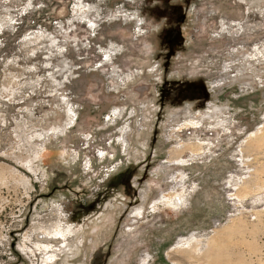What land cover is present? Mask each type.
<instances>
[{
  "label": "rangeland",
  "instance_id": "obj_1",
  "mask_svg": "<svg viewBox=\"0 0 264 264\" xmlns=\"http://www.w3.org/2000/svg\"><path fill=\"white\" fill-rule=\"evenodd\" d=\"M142 1L0 0V264H264V0H171L168 70Z\"/></svg>",
  "mask_w": 264,
  "mask_h": 264
},
{
  "label": "flooded vegetation",
  "instance_id": "obj_2",
  "mask_svg": "<svg viewBox=\"0 0 264 264\" xmlns=\"http://www.w3.org/2000/svg\"><path fill=\"white\" fill-rule=\"evenodd\" d=\"M156 1L157 0H143L140 5L143 6V9L147 10L149 20L154 21L155 24L158 23L157 25L164 24V27L161 26L159 31L161 35V44L164 46L167 52L164 66L165 70H168L171 60L176 55L177 51L181 49L184 43L182 26L186 21V8H184L183 5L171 3V0H162V3ZM188 3L189 1L187 0L185 7L188 5ZM144 24L145 23H142V26ZM178 86L179 85L174 83H169L167 81L164 82L161 90V102L163 104L165 101L174 102V99L179 100V95L173 96L176 91L181 90V87L178 88ZM183 90L184 88H182V93H184ZM70 108H72V106H70ZM75 117L76 112L74 110L71 118L75 120ZM133 176V172L123 173L119 177V184L124 188L126 194L137 196L136 190H132L134 188L132 186Z\"/></svg>",
  "mask_w": 264,
  "mask_h": 264
},
{
  "label": "bare ground",
  "instance_id": "obj_3",
  "mask_svg": "<svg viewBox=\"0 0 264 264\" xmlns=\"http://www.w3.org/2000/svg\"><path fill=\"white\" fill-rule=\"evenodd\" d=\"M76 8H77V7H76ZM82 10H83V8H82ZM74 12H77V9H75ZM80 14H81V13H80ZM78 16H79V15H78ZM82 17H84V18L88 21L89 26H90V25H92V27L94 26V24H93L91 21H89V19H88L87 16H82ZM82 20H83V19H82ZM91 30H92V29H91ZM41 35H42V34H41ZM41 35L36 36L37 39H40V38H41ZM31 38H33V37H31ZM29 40H30V39H29ZM31 40H32V39H31ZM52 42H54V41H52ZM112 56H113L112 53L107 54V55L105 56V60H106V61H111V60H112ZM66 104H67V103H66ZM73 111H74V110H73L72 108H69V109H68V116H69L68 118H69L70 121H73V118H71V115H72ZM211 118H212V117H211ZM191 123H192V122H191ZM187 126H188V125H187ZM192 126H194V124H193ZM262 131H264V128H262L261 130H259L258 133H260V132H262ZM58 132L60 133L59 130H54V131H53V134H57ZM257 135H258V134H257ZM257 141H258V140H257ZM257 143H258V142H257ZM201 145H203V144H201ZM186 148H187V147H186ZM200 152H201V151H200ZM197 153H198V152H197ZM179 159H180V158H179ZM181 162H183V161H181ZM258 175H259V174H258ZM182 190H183V189H182ZM260 190H261V189H260ZM180 191H181V190H180ZM183 193H184V192H183ZM181 194H182V193H181ZM165 196H166V195H165ZM170 196H171V195H170ZM176 196H177V195H176ZM179 196H180V195H179ZM185 197H186V196H185ZM241 197H242V196H241ZM162 198H163V197H162ZM175 198H176V197H175ZM178 198H179V197H178ZM183 198H184V197H183ZM181 199H182V198H181ZM165 200H167V201H166L167 204H171V203L174 204V205L176 204V203H175V200H173V199H168V195H167V199H165ZM184 200H185V198H184ZM184 200L182 199L181 201H184ZM179 201H180V198H179ZM179 201H178V202H179ZM162 202H163V201H162ZM178 202H177V203H178ZM160 203H161V201H160ZM160 203H159V204H160ZM178 204H179V203H178ZM167 206H171V205H167ZM179 207H180V206H179ZM175 208H176V207H175ZM138 215H139V214H138ZM138 215H137V216H138ZM58 226H59V225H58ZM61 227H62V225H61ZM58 229H59V228H58ZM59 230H60V229H59ZM65 230H66V229H65ZM65 230L63 229V231H65ZM68 230H69V228H68ZM58 232H61V231H57V233H56L57 235H61V237L64 236V235H62L63 233H58ZM66 232H67V231H66ZM54 233H55V232H54ZM61 237H60V238H61ZM216 240H217V239H216ZM209 241H210V240H209ZM213 241H214V240H213ZM213 241H212V242H213ZM189 243H190V242H189ZM189 243H188V244H189ZM191 243H192V242H191ZM208 243H209V242H208ZM217 243H218V242H217ZM196 244H197V243H196ZM182 245H183V244H182ZM215 246H217V245H215ZM184 247H185V246H184ZM207 247H208V245H207ZM207 247H206V248H207ZM190 248H192V247H190ZM193 248H194V247H193ZM212 248H213V247H212ZM46 249H47V247H45V250H46ZM48 249H49V248H48ZM197 249H199V248H197ZM179 250H180V249H179ZM179 250H178V251H179ZM189 251H190V250H189ZM199 251H200V250H199ZM194 252H195V251H194ZM196 252H197V251H196ZM193 254H194V253H193ZM208 255H209V254H208ZM169 256H170V254H169ZM204 256H205V255H204ZM205 261H208L209 264H230L229 262H228V263H223V262H221V261L218 260V258H216L215 256H208V259L205 260ZM240 264H242V263H240Z\"/></svg>",
  "mask_w": 264,
  "mask_h": 264
}]
</instances>
